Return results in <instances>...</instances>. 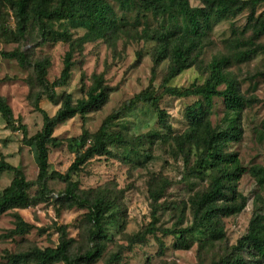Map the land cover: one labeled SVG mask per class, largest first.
<instances>
[{
	"label": "rangeland",
	"instance_id": "374dc122",
	"mask_svg": "<svg viewBox=\"0 0 264 264\" xmlns=\"http://www.w3.org/2000/svg\"><path fill=\"white\" fill-rule=\"evenodd\" d=\"M202 1L189 0V4L198 7ZM108 3L122 21L118 38L112 42H88L76 49L70 78L64 87L56 90L55 101L42 98L38 103V107L52 117L64 94H70L74 102L83 98L92 76L98 74H103L105 84L113 89L100 110L77 115L54 129L53 137L60 145L49 149L44 190L36 184V148L25 145L22 132L7 128L0 117V159L21 170L26 180L33 183L28 194L36 201L29 208L0 215V264H6L7 255L26 253L33 248H55L60 228L65 229L67 239L73 240L70 255H81L88 249L87 209L67 207L61 198L67 181L76 183L79 191L105 190L116 204L105 221L108 236L105 252L94 264H104L109 255L115 253L120 255L117 264H218L246 234L253 213L264 209V187H260L249 174H244L237 190L246 198V206L241 213L222 219L223 239L200 250L198 241L204 236L196 234L191 237L190 248L176 247L174 233L191 224L188 201L194 194L205 190L208 181L204 176L189 174L196 166V158L192 153L185 166L184 157L171 138L187 129L186 109L196 98L178 99L164 93L163 81L170 61H162L152 77L157 44L150 38L167 29L177 31L175 38H180L181 22L178 26L174 22L163 23L150 14L145 22L138 7L122 8L112 0ZM248 14L249 10L245 9L235 16L214 21L210 32L194 52L198 53L195 64L167 86L183 89L192 84L200 85L208 77V65L213 57H230L238 49L249 50L248 57H231L226 69L247 105L226 118L222 100L215 98L208 108V119L212 128L217 130L235 120L241 138L230 143L227 151L236 153L244 168H264V31L259 36L253 35L251 27L255 22H248ZM254 18L256 21L264 19V4L256 8ZM16 26L13 11L6 3L0 2V96L10 107L13 118L26 126L27 138H30L43 125L41 114L34 108V95L39 90L29 85L33 78L31 69L21 68L16 61L3 58V54L19 50L25 52L31 61L47 58L50 66L46 79L52 83L63 69L68 45L40 42L36 28L27 32L25 38H18ZM55 28L60 29L57 25ZM68 32L73 39L84 34L83 30L68 29ZM144 92L155 97L156 107L165 112L163 124L158 122L155 108L150 105L138 102L133 108L126 109L130 101ZM112 115L116 118L110 132L124 134L127 143L113 147L109 156L89 160L79 172L68 173L75 157L74 150L68 145L70 140L83 132L94 135L102 122ZM52 172L60 177L51 179ZM12 178L11 173L0 175V192L10 185ZM162 181L167 185L157 202L152 204L150 189H158ZM14 213L20 215L30 230L22 236L8 237L15 228Z\"/></svg>",
	"mask_w": 264,
	"mask_h": 264
},
{
	"label": "trees",
	"instance_id": "16d2710c",
	"mask_svg": "<svg viewBox=\"0 0 264 264\" xmlns=\"http://www.w3.org/2000/svg\"><path fill=\"white\" fill-rule=\"evenodd\" d=\"M122 8L138 7L142 10V20L147 21V14L163 23L181 22L180 38H175L177 31L165 30L150 38L156 41L151 75L154 77L157 66L164 60H169L167 75L164 78V93L178 99L196 98V101L186 109L187 129L181 135L172 136V142L184 157V164H189L193 153L196 166L189 171L193 176L206 177L208 184L205 190L194 194L188 201L191 213V224L175 232L176 247L188 249L191 247V237L203 235L198 241V249L212 247L224 237L222 219L241 213L246 206V198L238 190V182L244 174H249L260 187H264V168L252 166L244 168L234 152L227 151L232 142L241 138L238 123L231 121L224 129L212 128L208 119V108L213 99H221L226 118L231 113L240 112L247 101L238 92L234 79L227 72L230 58H244L250 55L249 50H236L230 57L218 55L212 58L208 65V77L200 84H192L187 88L176 89L167 84L184 70L195 64L198 53L194 54L198 45L210 32L214 21L228 16H235L248 9V22L254 21L253 35L259 36L264 31V19L256 21L255 10L264 4V0H203L202 5L193 7L189 0H112ZM6 3L14 13L17 23L16 35L25 38L27 32L36 28L40 42H61L68 45L64 55L63 69L59 77L49 83L46 79L50 62L47 58L31 61L22 51H12L3 54V58L14 60L21 68H29L33 78L29 85L39 91L34 95V108L42 116V129L34 136L27 138V128L13 118L12 111L6 101L0 96V117L7 128L21 131L23 143L34 146L37 150L38 177L36 184L44 190V181L48 177V155L50 148H57L60 142L53 137L54 129L77 115H85L100 110L108 101L112 88L105 84L103 74L93 75L91 84L83 98L72 100L70 94H64L60 106L54 116L38 107L42 98L50 102L56 99V90L68 82L73 66L72 57L76 49L88 42L116 40L121 31L122 21L118 19L108 0H0ZM57 25L60 29H56ZM68 29L83 30L82 37L73 39ZM239 45H242L240 43ZM224 86V89H220ZM138 102L155 108L159 123L164 122L165 112L156 107V98L147 92L136 96L126 106L133 108ZM114 115L107 117L99 130L90 135L83 132L79 137L71 139L69 146L74 150V160L68 168V173H77L94 157H106L113 147L127 143L122 133H112ZM18 124L16 127L15 124ZM264 130V121L262 123ZM187 150V151H186ZM13 175L10 185L0 192V215L16 210L29 208L36 201L28 191L33 183L26 180L18 168L0 159V175ZM52 172L51 179L59 178ZM63 178V177H62ZM66 178V177H65ZM61 198L68 208L87 209L85 220L89 225L90 246L81 255H70L72 239H67L64 228H60L58 245L55 248L43 250L33 248L26 253L6 256V264H94L103 257L108 239L105 221L109 213L116 207L115 201L105 190L79 191L76 183L67 181ZM167 185L161 182L158 189H150L152 204H155ZM44 192V191H43ZM41 192V193H43ZM34 200V201H33ZM154 221L155 217L152 216ZM15 228L7 235L22 236L29 232L19 214L14 213ZM119 253L111 254L104 264H117ZM218 264H264V209H257L250 221L247 232L232 247Z\"/></svg>",
	"mask_w": 264,
	"mask_h": 264
}]
</instances>
